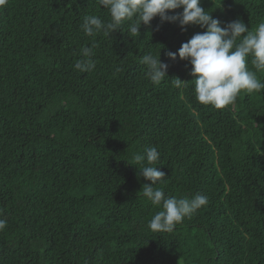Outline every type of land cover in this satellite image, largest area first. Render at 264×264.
Wrapping results in <instances>:
<instances>
[{"label":"trees","instance_id":"16d2710c","mask_svg":"<svg viewBox=\"0 0 264 264\" xmlns=\"http://www.w3.org/2000/svg\"><path fill=\"white\" fill-rule=\"evenodd\" d=\"M201 7L221 27L264 22V0ZM88 14L110 19L97 0L0 6V264H264V90L200 104L191 65L166 53L203 29L154 17L139 35L126 21L92 38L80 28ZM93 42L95 69L75 70ZM149 53L168 64L160 84L140 62ZM149 146L165 173L154 187L208 197L170 233L148 228L160 209L130 164Z\"/></svg>","mask_w":264,"mask_h":264},{"label":"clouds","instance_id":"9594fccd","mask_svg":"<svg viewBox=\"0 0 264 264\" xmlns=\"http://www.w3.org/2000/svg\"><path fill=\"white\" fill-rule=\"evenodd\" d=\"M97 3L107 9L110 19L105 21L91 14L83 17L80 28L92 38L98 34L110 37L126 21L130 32L139 35L141 22L149 25L154 17H159L161 22H178L182 31L192 25L203 29L182 42L176 52L166 53L173 61L179 57L191 65L190 75L194 79L198 103L223 109L233 104L241 92L251 94L264 90V81L257 75L264 72V22L259 23L254 32L239 17L221 27L222 22L201 7V0H97ZM6 4L7 0H0V6ZM177 9L181 10L172 11ZM95 47L94 42L91 46H82V59L74 64L75 70L84 73L95 69ZM140 62L146 67L145 75L153 84H160L167 77L168 64L160 61L159 54L143 55ZM170 80L177 88L188 87L178 77ZM160 160L158 148L149 146L142 154L134 153L130 164L140 165L138 177L151 182L143 185L142 195L160 209L148 221V228L153 233H170L177 224L206 206L208 197L202 193L191 197L166 196L162 188L154 187L165 178V173L156 167ZM6 226L7 221L0 219V231Z\"/></svg>","mask_w":264,"mask_h":264}]
</instances>
